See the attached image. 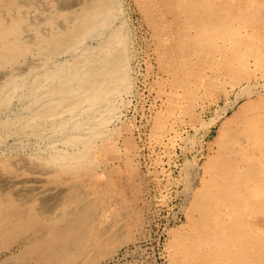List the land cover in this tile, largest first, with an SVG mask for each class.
Masks as SVG:
<instances>
[{"label":"bare ground","instance_id":"1","mask_svg":"<svg viewBox=\"0 0 264 264\" xmlns=\"http://www.w3.org/2000/svg\"><path fill=\"white\" fill-rule=\"evenodd\" d=\"M158 1L179 27L170 51L177 61L178 55L184 58L178 61L184 77L176 75L175 80L184 87L187 99L195 92L189 80L204 74L191 68V63L205 67L226 57L223 65L244 75L252 57L264 70L263 24H259L262 18L254 0ZM47 2L0 0V93L7 98L18 91L14 79L42 60L20 61L27 57L29 47L38 48L45 63L52 62L63 50L76 49L86 37L98 35L112 19L109 3L113 5V0H73L61 8L53 0ZM114 35L120 38L119 32ZM219 39L225 41V56L217 53ZM114 42L106 41L98 51L84 48L73 65L74 61L56 66L33 88L34 115L50 116L53 121L46 127L32 126V132L38 137L44 132L42 127L47 128L45 133L48 128L63 132L62 148L51 158L38 154L12 158L16 171L0 159V264H41L55 256L68 259L70 252L61 248L60 241L74 233L85 236V223L95 226L99 221L95 214L98 194L82 188V174L97 172L91 164L97 145L94 139L103 135L102 121L114 109L110 103L128 83L126 53L121 45L113 48ZM248 89L225 100L212 117L215 124L251 95ZM250 99L223 121L203 189L193 194L194 185L188 186L187 195L193 196V230L177 235L175 245L185 257L181 264H264V98ZM191 111L190 105L187 112ZM254 215L263 218L262 225Z\"/></svg>","mask_w":264,"mask_h":264},{"label":"rangeland","instance_id":"2","mask_svg":"<svg viewBox=\"0 0 264 264\" xmlns=\"http://www.w3.org/2000/svg\"><path fill=\"white\" fill-rule=\"evenodd\" d=\"M53 1L61 8L62 3L66 5L73 0ZM253 2L258 17L262 18L259 24H263L264 36V0ZM113 5L109 3L110 25L102 30L98 28L100 33L86 37L78 48L63 50L56 60L45 63L38 48L29 47L27 57L20 61L37 58L43 62L14 79L18 90L15 94L7 98L0 93V159L2 163L10 164V171H16L11 164L15 157L38 154L51 158L62 148L63 132L48 128L45 133V127L53 118L34 115L33 88L56 66L70 65L74 61L73 65L87 48L98 51L101 45L113 39V48L121 45L126 53L127 86L112 99L113 104H110L114 109L111 115L107 114L100 128L103 135L96 136L93 143L97 144L93 146L96 164L94 161L91 164L97 172L91 170L82 174V188L98 194L95 214L101 223L98 220L97 226L85 223L82 228L87 233L85 236L74 233L60 241L61 248L70 252L68 259L55 256L41 264H181L185 257L184 251L175 245L177 235L193 230L190 214L193 196L187 195L188 186L192 183V193H198L209 178L206 166L218 150L223 121L239 111L248 99L264 98V70L253 58L247 60L249 78L247 72L239 75L229 71L223 65L225 57L222 62L215 60V64L209 63L205 67L191 63V68L204 74L189 80L195 92L192 99H187L184 87L175 80L176 75L181 79L184 77L178 63L184 58L178 55L177 61V56L170 51L179 28L172 15L158 0H113ZM115 32H119L120 38L114 35ZM219 40L218 46H221L217 53L225 56V41ZM236 81L238 83L234 85ZM243 85H250L247 89L251 95L246 91L250 96L215 124L212 117L218 108L243 89L247 90ZM251 85L255 87L251 88ZM190 105L192 111L187 112ZM41 125L45 127L39 138L32 132V126ZM111 145L114 148H109ZM253 219L263 224L262 217L254 215Z\"/></svg>","mask_w":264,"mask_h":264}]
</instances>
